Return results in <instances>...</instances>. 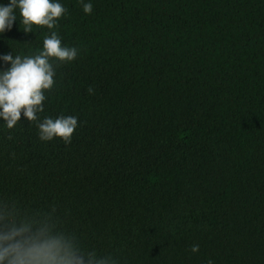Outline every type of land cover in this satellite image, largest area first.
Returning a JSON list of instances; mask_svg holds the SVG:
<instances>
[{"label": "trees", "instance_id": "16d2710c", "mask_svg": "<svg viewBox=\"0 0 264 264\" xmlns=\"http://www.w3.org/2000/svg\"><path fill=\"white\" fill-rule=\"evenodd\" d=\"M55 2V29L25 33L17 9L0 33V72L52 31L78 51L52 61L36 121L0 118V248L50 246L47 264H264V0ZM60 116L78 119L71 143L41 141Z\"/></svg>", "mask_w": 264, "mask_h": 264}, {"label": "clouds", "instance_id": "9594fccd", "mask_svg": "<svg viewBox=\"0 0 264 264\" xmlns=\"http://www.w3.org/2000/svg\"><path fill=\"white\" fill-rule=\"evenodd\" d=\"M83 2V0H81ZM22 18L25 26L24 32L31 33L33 26L47 27L53 30L57 21L67 14V9L55 0H10L8 6L0 5V33L11 30L15 23L16 10ZM83 11L91 14L93 5L83 4ZM78 51L62 45L61 38L55 31L46 36L43 41V50L34 56H15L6 54L2 59L11 65L6 71L0 72V118L6 122L7 127L12 129L20 120L21 114L28 121H36L37 113L43 111V102L46 99L45 91L51 90L55 84L56 75L52 61L71 62L76 59ZM92 91L91 88L88 89ZM39 127V138L41 141H51L53 138H60L65 143H71V138L78 127V119L73 116H60L52 119L46 118ZM47 245H33L19 253L18 245L8 248H0V261L11 253L17 255L9 264H26L25 257L30 260H44L47 264L51 258ZM193 253L199 251V245H193ZM67 264H71L68 261ZM100 264H108V261H101ZM111 264H117L111 260ZM209 264H212L209 261Z\"/></svg>", "mask_w": 264, "mask_h": 264}]
</instances>
